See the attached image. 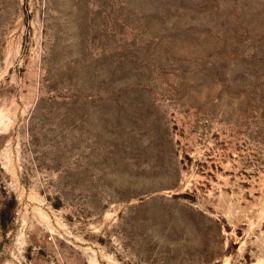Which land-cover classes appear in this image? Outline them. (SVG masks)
<instances>
[{
  "label": "rangeland",
  "instance_id": "374dc122",
  "mask_svg": "<svg viewBox=\"0 0 264 264\" xmlns=\"http://www.w3.org/2000/svg\"><path fill=\"white\" fill-rule=\"evenodd\" d=\"M264 262V0H0V264Z\"/></svg>",
  "mask_w": 264,
  "mask_h": 264
},
{
  "label": "bare ground",
  "instance_id": "6f19581e",
  "mask_svg": "<svg viewBox=\"0 0 264 264\" xmlns=\"http://www.w3.org/2000/svg\"><path fill=\"white\" fill-rule=\"evenodd\" d=\"M222 264H226L225 262H223ZM255 264H264V262H257V263H255Z\"/></svg>",
  "mask_w": 264,
  "mask_h": 264
}]
</instances>
